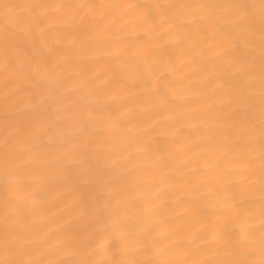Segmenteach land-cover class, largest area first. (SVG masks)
I'll return each mask as SVG.
<instances>
[{
    "label": "snow or ice",
    "instance_id": "6c2138e0",
    "mask_svg": "<svg viewBox=\"0 0 264 264\" xmlns=\"http://www.w3.org/2000/svg\"><path fill=\"white\" fill-rule=\"evenodd\" d=\"M255 7L0 4V264H264Z\"/></svg>",
    "mask_w": 264,
    "mask_h": 264
},
{
    "label": "bare ground",
    "instance_id": "6f19581e",
    "mask_svg": "<svg viewBox=\"0 0 264 264\" xmlns=\"http://www.w3.org/2000/svg\"><path fill=\"white\" fill-rule=\"evenodd\" d=\"M28 2H36V0H0V4L3 3H11V4H23ZM39 2H54V0H39ZM55 2H60V0H55ZM90 2L93 3H135L139 5H154L157 3H167V2H189V0H90ZM192 2H196V0H192ZM199 2H224V0H199ZM228 2H232V0H228ZM235 2L242 3V4H249V5H255L254 12L256 14V29L258 34L259 29V11H260V0H235ZM257 58V66H256V73L258 75L259 73V64H258V53L256 55ZM175 59V58H174ZM179 75V73H177ZM257 86H258V80H257ZM193 92H195V89L193 88ZM2 95H3V79L0 78V104H2ZM61 115H63L61 113ZM258 115V114H257ZM3 113L0 112V145H2L3 137L5 134V128L3 123ZM199 121L197 119L189 118L186 121H184V132L185 134H193V138H195L194 134L199 130ZM179 141H177L176 144V150L177 155H179ZM184 193L181 192L179 189L172 195L171 199L164 205L161 206V212L164 211H170L175 207L173 201H175L177 196H183ZM179 211V209H176ZM45 216L48 217V219L43 221V229L44 231H51V232H58L59 231V221L60 216L62 215L60 211V206L57 203H52L46 206L45 209ZM42 235V233H41Z\"/></svg>",
    "mask_w": 264,
    "mask_h": 264
}]
</instances>
